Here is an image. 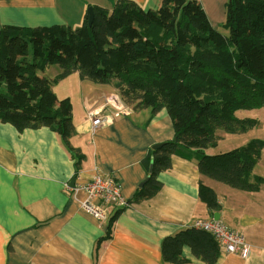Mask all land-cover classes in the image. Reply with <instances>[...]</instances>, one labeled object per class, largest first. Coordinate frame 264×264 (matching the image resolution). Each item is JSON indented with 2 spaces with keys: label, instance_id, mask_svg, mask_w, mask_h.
I'll list each match as a JSON object with an SVG mask.
<instances>
[{
  "label": "trees",
  "instance_id": "trees-1",
  "mask_svg": "<svg viewBox=\"0 0 264 264\" xmlns=\"http://www.w3.org/2000/svg\"><path fill=\"white\" fill-rule=\"evenodd\" d=\"M224 6L227 34L210 23L198 0H161L155 10L132 0H116L111 10L93 5L91 23L85 13L76 27L2 25L0 122L18 131L49 127L77 168L82 155L70 144L72 105L68 97L58 99L52 86L78 72L81 80L112 84L128 105L152 113L164 108L171 118L173 137L152 145L140 160L147 177L132 201L157 192V175L170 168L172 156L196 160L200 174L216 181L256 190L262 177L252 168L264 140L224 153L204 151L216 146L217 129L242 132L257 123L236 117V110L264 106V0H226ZM52 65L60 68L53 78L39 74ZM198 190L210 212L218 209L211 187L200 180ZM113 217L102 239L111 237ZM186 246L207 264L220 255L209 233L187 227L162 239V259L188 261Z\"/></svg>",
  "mask_w": 264,
  "mask_h": 264
},
{
  "label": "crops",
  "instance_id": "crops-1",
  "mask_svg": "<svg viewBox=\"0 0 264 264\" xmlns=\"http://www.w3.org/2000/svg\"><path fill=\"white\" fill-rule=\"evenodd\" d=\"M115 1L0 0V28L54 24L76 27L89 6L111 10ZM132 1L151 10L161 3ZM198 1L210 23L218 28L225 20L226 0ZM59 71L52 65L39 74L53 78ZM72 74L75 82L68 92L59 95L53 90L58 99L68 97L72 105L75 131L70 144L82 155L77 168L49 127L18 131L12 124L0 122V264H174L162 259V239L192 227L196 219L210 218L241 231L250 246L247 258L220 248L215 264H264V146L252 168V174L262 177L256 190L216 181L200 174L196 160L172 156L170 168L157 175V192L134 202L140 183L147 177L140 160L152 145L173 137L171 118L164 108L152 113L150 108L127 104L130 114L93 129L86 117L90 108L100 107L113 93L126 103L112 84L81 80L78 72L53 84L55 88ZM234 114L257 123L242 132L217 129L216 135H223V139L215 147L204 149L206 154L230 151L250 139L264 140V106L238 109ZM224 140L228 142L222 144ZM96 174L116 180L128 203L125 207L111 206L104 219L82 207L81 202L88 198L84 189L75 190L74 195L75 187ZM200 180L216 193L218 209L213 212L199 198ZM111 217V237L102 239ZM182 254L189 260L180 264H207L188 246Z\"/></svg>",
  "mask_w": 264,
  "mask_h": 264
},
{
  "label": "built area",
  "instance_id": "built-area-1",
  "mask_svg": "<svg viewBox=\"0 0 264 264\" xmlns=\"http://www.w3.org/2000/svg\"><path fill=\"white\" fill-rule=\"evenodd\" d=\"M130 110L131 108L123 104L116 95H111L106 98L102 106L90 108L86 117L90 120L92 128L96 129L109 124L122 114H130ZM81 189H84L88 195V198L81 202L82 207L98 219H104L111 206L128 205L118 183L112 177L96 174L85 184L75 187L74 195L75 190ZM93 199L97 202H93ZM192 227L209 233L225 252L237 254L242 258H247L250 254V246L244 240L242 232L228 227L219 219H196Z\"/></svg>",
  "mask_w": 264,
  "mask_h": 264
},
{
  "label": "rangeland",
  "instance_id": "rangeland-1",
  "mask_svg": "<svg viewBox=\"0 0 264 264\" xmlns=\"http://www.w3.org/2000/svg\"><path fill=\"white\" fill-rule=\"evenodd\" d=\"M214 9H215L216 11H218V10H219V7H217V5H215ZM220 10H221V12L223 11V5H220ZM218 30H219L221 33H223V34H227V30H226L225 28H223L221 25L218 27ZM69 75H70V74H69ZM73 80H74V82H75V76L72 74V75L69 76L67 79H63L62 82H61V85L57 86V88H55V86L53 85V89H54L55 92H57L59 95H61V94H65L66 92H68V91H67V90H68V87L71 86ZM116 91H118L117 93L119 94V96H120V98L122 99V101H123V102H126V98L122 96L120 90L117 89ZM111 95H116V96L118 97V95L115 94V93H113V94H109L108 97H110ZM72 96H73V95H72ZM108 97H106V98H108ZM106 98L103 100V103L105 102ZM103 103L101 104V106L103 105ZM127 104H128V103H127ZM127 104H126V105H127ZM129 105H130L131 107H133V106H135V103H130ZM130 106H129V107H130ZM222 136H223V135H221L220 138L217 136V137H218L217 142H218L219 139H221V140L223 139ZM227 142H228V141L224 140V141L222 142V144H225V143H227Z\"/></svg>",
  "mask_w": 264,
  "mask_h": 264
},
{
  "label": "water",
  "instance_id": "water-1",
  "mask_svg": "<svg viewBox=\"0 0 264 264\" xmlns=\"http://www.w3.org/2000/svg\"><path fill=\"white\" fill-rule=\"evenodd\" d=\"M86 14H87V18H88V23L90 24L92 19H93V9H92V6H89L87 9H86ZM146 180V179H145ZM144 183V181H142L140 183V186H142V184Z\"/></svg>",
  "mask_w": 264,
  "mask_h": 264
}]
</instances>
